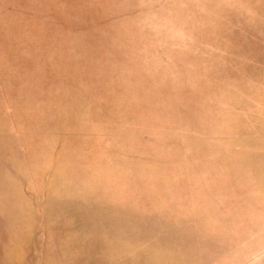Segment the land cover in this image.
<instances>
[{"label":"rangeland","instance_id":"obj_1","mask_svg":"<svg viewBox=\"0 0 264 264\" xmlns=\"http://www.w3.org/2000/svg\"><path fill=\"white\" fill-rule=\"evenodd\" d=\"M0 264H264V0H0Z\"/></svg>","mask_w":264,"mask_h":264}]
</instances>
